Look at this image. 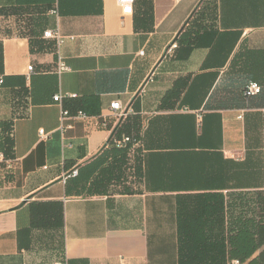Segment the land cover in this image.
I'll return each instance as SVG.
<instances>
[{
	"label": "crops",
	"instance_id": "crops-1",
	"mask_svg": "<svg viewBox=\"0 0 264 264\" xmlns=\"http://www.w3.org/2000/svg\"><path fill=\"white\" fill-rule=\"evenodd\" d=\"M0 78V264H264V0H0Z\"/></svg>",
	"mask_w": 264,
	"mask_h": 264
},
{
	"label": "built area",
	"instance_id": "built-area-1",
	"mask_svg": "<svg viewBox=\"0 0 264 264\" xmlns=\"http://www.w3.org/2000/svg\"><path fill=\"white\" fill-rule=\"evenodd\" d=\"M118 3L122 7L124 13L130 14V13L133 12V6H134V3H135V0H118ZM52 12L57 14L58 10L54 8L52 10ZM45 36L57 38L58 40L61 41V34H60L59 30L46 31L45 32ZM176 47H177V42H173L169 49L171 51V50L175 49ZM32 68H33L32 66H29L30 70H32ZM67 70H69V66L66 64L65 60L60 57L59 60H58V72L59 73H63L65 71H67ZM3 82H4V79L0 78V85H2ZM262 89H263L262 85L259 82L250 81L245 86L243 93H244L245 97L251 98L253 96L259 95L262 92ZM69 95L70 96H76V94H69ZM65 96L66 95H64L63 93H59L56 96H54L55 102H58L61 105L62 117L68 116L70 114L69 110L63 108V106H62V101H63ZM111 109L114 112L118 113L121 117H125L126 114H127V111L124 109L123 105L121 104V102L119 100H115V101H113L111 103ZM79 114L81 116H85V114L82 111H80ZM40 134L42 136H47V133L45 132L44 129L40 130ZM137 143H138L137 138L134 135H132V134L123 136L120 139H115V145L118 148H121V149H124L129 144H137ZM3 162H7V158L5 156V153L0 151V166H1V163H3ZM77 174H78V170L75 169V170H73L71 172L70 175H77ZM54 264H63V263L62 262H56ZM231 264H242V262H241L240 259H233L231 261Z\"/></svg>",
	"mask_w": 264,
	"mask_h": 264
},
{
	"label": "trees",
	"instance_id": "trees-1",
	"mask_svg": "<svg viewBox=\"0 0 264 264\" xmlns=\"http://www.w3.org/2000/svg\"><path fill=\"white\" fill-rule=\"evenodd\" d=\"M2 144H3V146L4 147H6L5 148V150L3 151L5 154H7V150L6 149H8V148H11L12 146H13V139H11L9 136H8V134H7V136H5V138H3L2 139ZM252 199V198H251ZM256 202L259 204V206H261L262 205V208H261V210H258V212H264V197H260V195H257L256 196ZM247 205V204H246ZM243 206V205H242ZM243 254H241V253H239V251H236V252H234V248H230V257L231 258H235V257H237L238 259H240V258H243V256H242ZM242 256V257H241ZM241 260V259H240Z\"/></svg>",
	"mask_w": 264,
	"mask_h": 264
},
{
	"label": "water",
	"instance_id": "water-1",
	"mask_svg": "<svg viewBox=\"0 0 264 264\" xmlns=\"http://www.w3.org/2000/svg\"><path fill=\"white\" fill-rule=\"evenodd\" d=\"M195 12H192V14L190 15V17L188 18L187 22L192 18V16L194 15Z\"/></svg>",
	"mask_w": 264,
	"mask_h": 264
}]
</instances>
